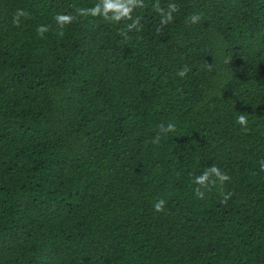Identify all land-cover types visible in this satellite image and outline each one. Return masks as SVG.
<instances>
[{"label":"trees","instance_id":"1","mask_svg":"<svg viewBox=\"0 0 264 264\" xmlns=\"http://www.w3.org/2000/svg\"><path fill=\"white\" fill-rule=\"evenodd\" d=\"M98 2L0 0V264H264V0Z\"/></svg>","mask_w":264,"mask_h":264},{"label":"clouds","instance_id":"2","mask_svg":"<svg viewBox=\"0 0 264 264\" xmlns=\"http://www.w3.org/2000/svg\"><path fill=\"white\" fill-rule=\"evenodd\" d=\"M136 6V0H99L98 3L92 8L82 9L80 10L81 15L92 16V17H102L105 20L109 21H120L123 18L131 19V14L133 12V8ZM176 6L174 4H170L168 6V11H161L162 15V23H168L173 19V13L176 11ZM22 15V13H21ZM58 23L63 27L65 24L71 23L73 17L70 15H59L56 17ZM189 20L192 24H196L200 20V16L197 14H193L189 17ZM136 22H133V25L130 27H135ZM46 29L40 28L39 32L43 33ZM180 77H184L186 75V69H182L177 73ZM242 128L247 130L248 118L241 114L236 117L235 121ZM163 131L171 132L174 130L175 125L169 124L167 128H163ZM214 176L216 180L221 183L229 180V177L226 174H223L221 170L215 166L207 169L203 174L196 176L193 180V183L198 185L195 189V194L199 198H203L204 192L201 191V188H206L208 184H214L216 180H211L210 177ZM165 201L163 199L157 201L154 205V208L157 212H161L164 210Z\"/></svg>","mask_w":264,"mask_h":264}]
</instances>
